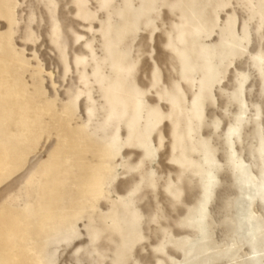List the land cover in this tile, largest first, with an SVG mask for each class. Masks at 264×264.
Instances as JSON below:
<instances>
[{"label": "rangeland", "instance_id": "374dc122", "mask_svg": "<svg viewBox=\"0 0 264 264\" xmlns=\"http://www.w3.org/2000/svg\"><path fill=\"white\" fill-rule=\"evenodd\" d=\"M58 1L51 0L50 2H53L54 5L57 3L56 6L52 5L51 7L52 3L49 5L50 2L48 3V0H43V3H40L42 2L41 0H13L17 6H15L14 21L11 22L8 20L5 9L0 3V264H45L49 259H55L58 264H68L69 261H75L76 257L73 256L75 249L69 251L67 245L61 243V241L68 236L67 231L70 235L77 230H80V234L84 237L86 245L90 243L89 236L92 235L93 237V235L96 236L97 234V239L95 236L93 237V239H96L95 244L89 251L99 252L100 255L103 254L102 256H94V260H102L103 257L109 256V264H111L112 261H118L122 258L124 249L131 245L132 241L135 239L136 236L129 240L130 234L134 232V227L136 231L140 227L139 218L155 214L157 200L163 209L161 219L158 224H149L146 221L143 224V231L146 235H150L152 240L157 243L165 239L167 240V257L161 255V259L175 258L177 260H183V250L177 246V242L183 239H191L195 235V229L184 222L188 216V211L193 207L200 196V184L198 179L200 176H198V172L195 173V168L198 165L197 163H202L203 150L200 146L197 147L196 145H199V142L205 139L208 145L214 149V157H212V160L213 165L218 170L215 172V181L217 184L215 183L212 190L214 195L206 204L205 211V220L209 223L207 224L209 228V240L212 244L215 243L213 246L217 243V247L230 243L231 241H227L229 238L224 235V227L222 226V221L225 220V214H231L235 209L232 208V210H227L228 207L224 204L227 201L233 200L235 197L234 194H236L235 188L231 185V168L227 167L228 148L226 146L227 141L225 137L228 131V118L225 117L223 113V108L229 105V99L227 97H221V86L219 83L216 84L215 93L217 97H221L218 101L220 104L219 108L214 107L211 100H208L207 103L201 106L200 110H193L192 98L194 94L200 92V82L203 81L202 79L205 80V76H203V78L200 73L201 68H204L203 66L210 62L212 66L215 67L216 74H218L220 70L231 71V79H226L223 85L225 91H235L236 88L239 87L236 83L237 72L245 73L250 76V79L244 83L246 93H242L241 100H246L248 112L251 116L250 120H245L243 124L241 138L244 142V148L241 149V142L238 139L236 142V149L237 151H243L244 155H246L248 159H251L248 153L249 145L247 144H251L250 142L254 144V142H256L251 133L254 130H259L260 127L259 120H257L256 117L259 114V105L261 104L262 92H264V79L260 76L258 64L252 59L253 56H257L261 52L262 37L260 33L262 30L261 27H264V9L262 11L261 6L264 8V1L259 0V3L257 0V2L261 4L260 6L258 4L259 8L256 6V0H184L183 3V0ZM185 1H188L186 2L187 4ZM201 1L202 3H200ZM44 2H46L47 5ZM144 2L148 5H143ZM245 2H247V4H245ZM31 3H33V6ZM202 4L204 6H202ZM48 5L50 7L49 13L47 12L48 9L46 10ZM102 5H111V7L102 8ZM192 5L194 8H192ZM144 6L146 8H144ZM199 6H202L201 9ZM142 8L144 10H142ZM212 8L214 9L213 11ZM215 9L216 11H220L214 12ZM196 10L202 11V13L197 12L198 14L196 15ZM256 10V14L253 15L252 12ZM210 12L212 16L213 13H215V15L218 16H216L217 19L215 16L212 17ZM46 13L51 15L49 16ZM110 15L112 17L111 26L108 24ZM48 16L51 19L48 18ZM140 16H142L141 19ZM251 16L254 20L251 19ZM188 17L189 20L186 19ZM39 18L43 20L40 22ZM54 18H57L58 21ZM196 18L199 20H196ZM203 19L204 21H202ZM212 19L213 21L211 22ZM228 19L230 21H228ZM184 20L185 23L182 22ZM186 20H188V23L190 22L189 25ZM60 25H62L61 28ZM118 27L120 28L118 29ZM193 27H195L196 30ZM246 28L249 39H244L243 45L245 48L251 49V54L246 58L237 56L235 67L229 70L227 64L231 62L233 55L239 53L238 50L241 46V39H238V37L242 38L244 34L246 35ZM156 29H159V31ZM191 29L194 30L192 31ZM198 29L201 34L196 36V38L195 34L197 35ZM178 30H180L179 33ZM127 31L128 33L130 32L129 35H127ZM230 31L233 33V38H235L233 41H231L232 37L230 36ZM189 35L190 37L188 38ZM76 36H82L84 39L78 42ZM170 36L172 37L171 46H169ZM180 38L181 40H179ZM192 39L195 42H191ZM109 47H111L112 50L111 55H109L108 52ZM145 48L147 49V53L142 52ZM200 49H202L201 52ZM203 50L206 51L205 54ZM223 51H229V54L224 57ZM236 51L238 52L236 53ZM148 53H154V55ZM201 53L203 54L201 55ZM19 56L20 58H18ZM106 58L108 61L107 63L105 62ZM220 58H222V61ZM21 59H24V64L21 62ZM19 60H21V63H19ZM121 60L125 61V67L131 66L133 63L135 65L130 82L127 81L126 73H120L113 68V62L119 66ZM185 61L191 65V67H195V72L188 71L185 73L184 68L189 66ZM182 62H185L184 66H187H183V68ZM181 68H183V70ZM157 69L158 73L156 79L158 83H156L154 88V72H156ZM99 75L102 76L101 79ZM124 75H126V77ZM121 76H124V79ZM85 83L89 84L88 87ZM177 84L180 85V91L176 88ZM137 89L140 90V93L146 92L148 94L141 98V96L137 94ZM85 90L87 92H84ZM119 90L123 92L120 93ZM128 94L132 97L135 96L131 99L132 102H130V98L132 97L127 96ZM119 95L124 97H120ZM136 95L140 96V99ZM175 96L179 99L177 100ZM172 97H174L173 100H171ZM185 97L187 98V103L184 102ZM103 98L104 102L102 101ZM119 100L121 101L119 102ZM73 101L77 103L75 104ZM172 101H176V104H173ZM106 102H109V105ZM115 103V109H117L118 112L112 115L110 110ZM133 103L136 105H132ZM73 104L76 106V109H73ZM127 104L131 108L128 107ZM106 105L108 108H106ZM177 105L178 107H176ZM66 106L69 109H66ZM132 106L137 107V111ZM71 107L74 111L70 110ZM120 107L121 109H118ZM129 109H132V111H129ZM190 109L192 110L190 111ZM133 111L137 113H133ZM192 111L194 112L192 113ZM200 111L201 113L198 114ZM130 112L131 116H133L132 118L129 116ZM177 112L179 113L178 115L176 114ZM109 113L110 116H108ZM181 114L183 116H181ZM240 114V103H236L232 115L233 123H235L236 116ZM119 115L127 116L126 119L130 118L126 121L124 116L119 117ZM138 115H140V117H138ZM180 116L183 117V119ZM184 116L186 118H184ZM118 117L122 120H118ZM154 117L156 118L154 119ZM174 118L178 119L176 120ZM180 118L183 121H181ZM191 118H193V120ZM218 119L221 122L223 131L217 135L216 128L213 125ZM171 120H173L174 123ZM184 120L187 121L185 122ZM253 120H257L256 122L258 124ZM104 121H108V124L103 126ZM120 121L121 123H119ZM145 121H148V125L150 124L148 127L150 129H147L146 126L148 125H146ZM154 121L156 122L154 123ZM178 121L180 122L177 123ZM143 122L145 127L143 126ZM134 123H136L135 126L133 125ZM109 124L110 126H108ZM116 124L118 125L117 130H115ZM176 125V130L181 128V132L184 131V133H189V138L187 137V140H183L185 143L183 141L174 142L175 139L173 138L177 136V131L172 129H174ZM190 125L192 127H190ZM126 126L130 130H128ZM140 126H142V128H140ZM184 126L187 128H184ZM133 128H139L140 131L138 132V129L133 130ZM188 128L190 130H188ZM105 129H107V131H105L106 133L104 132ZM70 132H72L74 136ZM84 133H87L88 136H86L87 134L84 135ZM110 133L114 134L115 137H111ZM115 133H117V135ZM143 133L149 135L148 137L146 136V142L142 140L143 138L145 139ZM76 134H78V136H76ZM105 134H107V136H105ZM131 134L134 136H130ZM138 134L139 136L137 138L135 135ZM174 134L176 136H174ZM250 135H252V137ZM92 137L96 138V142ZM109 137L111 141L109 139H104ZM100 139H102L103 142ZM88 140L92 143V145L90 143L91 150H89ZM117 140L119 142L118 144ZM106 141H110V144L108 145ZM132 141L135 142L136 146L132 145L134 143H130ZM138 141L144 142L140 144ZM100 142H102V146H99L101 145ZM192 142H194V144L196 143V145ZM114 143L117 144V147ZM177 143L183 145L177 148ZM96 146L100 149H96ZM105 146L106 148L107 146L109 148L115 146L116 148L114 147V149L111 150L109 148L106 149ZM102 147L104 149H102ZM185 148L190 149L186 150ZM105 149H109L108 151L112 153L114 152L113 154H115V156L112 153L108 156L103 155L106 153ZM92 150L93 152H91ZM118 150L120 151L119 154ZM87 151L89 155L86 154ZM182 152H184L185 155L187 154V156H189L188 158L191 159L189 163L186 162L185 164L191 163V166H185L184 163H178L176 161L175 157L180 156ZM92 158L97 160H92ZM142 158L146 160V167L143 174L149 182H154L156 186L153 187L152 184L149 183L143 195L133 203L132 201L125 200L124 197H126L127 192L131 190L133 184L139 181L140 174L136 173V181H133L132 176L128 172V168L129 165L134 166L139 164ZM92 161L94 162L92 163ZM97 161L98 163L100 162L99 165L103 162L109 164L105 165V163H103L108 167L104 176L103 194L97 199L99 201L96 200V203H92L88 201L87 197L82 193V183H80V180L83 181L84 174L98 165ZM95 163L96 165H93ZM182 165L187 167L185 168L186 170L184 169L182 171L184 168L181 167ZM221 165L225 166L221 167ZM54 169L55 171H53ZM117 173L119 174L118 178ZM182 173L184 179L181 181L180 177ZM78 175L83 177L80 178ZM189 177L191 180L188 179ZM78 182L79 184H77ZM74 183H76L77 186L79 185L78 187L80 189H78ZM169 184L176 186L174 194L178 196V199H173V196H170L166 191ZM189 184L190 186H188ZM179 190H183L184 192L182 191L178 194ZM78 195H82L79 196L82 197V200ZM83 198L86 199L83 200ZM68 201L71 203H68ZM91 203L93 207L90 206ZM242 204L245 206L246 214L250 215V209H254L252 213L254 217L258 216L260 211L264 213L263 204L261 202L252 204L251 201L246 200ZM58 206H60V209ZM48 207L50 212L47 210ZM51 208L56 211L53 213L54 216H52L53 214L51 211L53 210ZM87 208H90L88 209L89 216L86 214ZM225 208L227 209L225 210ZM67 209H73L71 210L73 213L70 215L71 211ZM79 209L82 211L80 212ZM42 210L44 213H47L44 215V213L40 212ZM74 210H78L77 213L76 211L74 212ZM84 210H86V212ZM60 211L62 213L63 211L65 213L66 211L67 213L69 212V214L63 213L66 215L65 220V216H61L62 213H57ZM48 212L51 215L48 216ZM38 213L42 215H38ZM55 213L57 214L55 215ZM43 215L46 218H43ZM39 216L40 218H38ZM49 217L51 219H48ZM70 217L74 219H70ZM130 218L131 221L129 220ZM60 219H63V221ZM42 220H44L43 225ZM56 220L59 222L57 223ZM127 220H129V222ZM67 222L69 223L67 224ZM64 224L66 225L64 226ZM53 227L56 229H53ZM66 227H68L69 230ZM41 228L44 230H41ZM62 229L67 234L65 232L61 233ZM59 230L61 232L58 233ZM44 231L48 233L46 234ZM90 231L96 232V234L93 232L92 234ZM48 234L49 238H47ZM55 234L56 236L53 238L54 236L52 237L51 235ZM157 237H159V240H157ZM41 238L43 239L41 240ZM57 238H59L58 243H54L57 242ZM76 246L80 247V244L77 243ZM245 247L244 245L241 248L242 250H240L243 254L248 252ZM118 256H120L119 259ZM142 258H149L143 250L137 252L135 257L129 253V264H137V261ZM168 264H170V262H168ZM221 264L227 263L222 261Z\"/></svg>", "mask_w": 264, "mask_h": 264}, {"label": "snow or ice", "instance_id": "6c2138e0", "mask_svg": "<svg viewBox=\"0 0 264 264\" xmlns=\"http://www.w3.org/2000/svg\"><path fill=\"white\" fill-rule=\"evenodd\" d=\"M102 8H110L111 5H102ZM108 24L111 26L112 24V17L109 16ZM159 31V29H156ZM201 32L198 29L197 35H200ZM261 52L257 56H253L252 59L254 62L258 64L260 76L262 79H264V27H262L261 30ZM84 37L82 36H76V40L79 42L80 40H83ZM238 39H241V46L239 48V53L235 54L231 58V62L227 64V68L231 70L233 67H235V60L237 59V56L241 58H246L248 55L251 54V49H247L243 47V40L249 39L247 36V28H246V35L244 38L238 37ZM169 46H171L172 37H169ZM109 55L112 54L111 47L108 49ZM143 53H147V49L142 50ZM151 55H154V53H148ZM126 55V54H125ZM106 63L107 58H106ZM79 63V60H78ZM124 60L120 61V65L117 66L115 62H113V68L116 71L123 72L127 74V81L130 82L131 76L134 71V63L131 66L124 67ZM67 71V69H66ZM188 71L195 72L194 67H186L185 73ZM158 73V69L156 72H154V87L156 86V83H158L156 76ZM226 79H231V71H224L220 70L218 74H213L210 82L209 81H201V88L200 92L197 94H194L192 98V105L194 109L199 110L201 106L205 103H207L208 100H211L214 107L219 108L220 104L218 101L221 97H227L229 99V105L223 108L224 116L228 118V131L226 134V141L228 144V152L230 153L229 161H228V167H230L235 174L238 176H241L244 178V181L241 184L242 190L244 186L246 185L248 190V197L247 199L249 201L253 202H264V92H262V98H261V104L259 105V114L257 115L256 119L259 120L260 127H259V135H260V145H259V160H257V156L255 154V151L253 152L251 159H248L246 155H244L243 151H237L236 149V142L239 139L241 142V149L244 148V142L242 140V131H243V124L245 120H250L251 114L248 112V104L246 100H241L242 93H246V89L244 87V83L250 79V76L245 73L237 72L236 73V83L239 85L238 88H236L235 91H225L223 85L225 84ZM220 84V93L221 97H217L215 95L216 93V84ZM176 88L178 91H180V85L177 84ZM138 94L141 96H146L148 93H140V90L137 89ZM185 103H187V98L185 97ZM236 103H240L241 108V114L236 116L235 123L232 122V115L234 111V105ZM201 119H203L201 117ZM216 128V134H220L223 131V128L221 127L220 120H216L214 125ZM246 151V150H245ZM225 165H221V167H224ZM146 167V160L144 158L141 159L139 164H136L134 166L129 165L128 172L132 176V180L136 181V173L140 174V179L138 182H135L131 188L127 192L126 197H124L127 201H132L135 203L139 199L141 195H143L146 186L149 185V183L152 184L153 187L156 185L154 182H149L148 179L144 176V171ZM258 172V175L256 174ZM119 174L117 173V178ZM184 179L183 173L181 174L180 180L182 181ZM216 181L213 176V173L210 171L208 172V181L205 184V196L207 197V194L210 192L212 187L215 185ZM175 185L169 184L168 189L166 190L170 196H173V199H178V196L174 194L175 191ZM175 206V205H173ZM205 206V202H202L201 208ZM163 209L160 206L159 201H156V208H155V214L150 215L148 217H140L139 218V224L140 227L137 230V234L135 239L132 241L131 245L127 246L122 254V258L118 261H112L111 264H129V253L132 254L133 257L136 256V253L140 250H143L144 253H146L149 258L148 259H140L137 261V264H221L220 261H204L202 260V256L204 255L203 252H201L200 255H197L195 248L193 251H187L185 250V258L183 260H177L175 258H167V259H161V255L167 257V240L160 241L157 243L156 241L152 240L150 235H146L143 231V224L147 221L149 224H158V222L161 219V213ZM254 212V209H250V217L248 220L249 225H251L252 220L255 219V217L252 215ZM261 220V229H260V242L261 247L264 249V213L260 216ZM240 231L244 230L243 223H241ZM201 235H204V229L201 228ZM247 235L251 238L252 242V255L255 256L256 254V235L249 231ZM157 240H159V237H157ZM89 244H85L84 237L80 234V230H77L75 233H72L68 235L66 238H64L61 243L67 245L68 250L71 251L72 249H75L73 252V256L76 257L75 261H69L68 264H109L110 257L106 256L103 257L102 260H94V256H99L100 253L96 251H89V249L93 248L95 244V239L89 236ZM77 243L80 244V247H77ZM199 243L206 245V241H199ZM236 248V244L233 243L231 245V250ZM242 250V249H241ZM261 255L264 256V252H261ZM244 259L247 261H251L252 257L246 256ZM45 264H58V262L55 259H49L45 262ZM230 264H243V260L239 259H233ZM260 264H264V259L260 261Z\"/></svg>", "mask_w": 264, "mask_h": 264}, {"label": "bare ground", "instance_id": "6f19581e", "mask_svg": "<svg viewBox=\"0 0 264 264\" xmlns=\"http://www.w3.org/2000/svg\"><path fill=\"white\" fill-rule=\"evenodd\" d=\"M36 1V0H35ZM39 1V0H38ZM42 2H40V3H43V0H41ZM47 1V0H46ZM51 0H48V3L50 2ZM55 1V0H54ZM58 1V0H57ZM99 1V0H98ZM125 1V0H124ZM200 1V0H199ZM208 1V0H207ZM211 1H215V0H211ZM217 1V0H216ZM226 1V0H225ZM231 1V0H230ZM241 1V0H240ZM240 1H238V2H240ZM245 1V0H244ZM249 1V0H248ZM264 1V0H263ZM100 2V1H99ZM127 2V1H126ZM184 2V0L182 1V3ZM186 2H188V1H185V3ZM219 2V1H218ZM243 2V1H242ZM256 2H257V0H256ZM255 2V3H256ZM258 2L260 3V1L258 0ZM257 2V5L256 6H258V3ZM0 3H1V5L4 7V9H5V13H6V15H7V18H8V20L11 22V21H14V12H15V6H17L14 2H13V0H0ZM30 3V2H29ZM46 5H47V3L46 2H44ZM52 3V4H51ZM58 3H59V1H58ZM136 3V2H135ZM194 3V2H193ZM200 3H202V1L200 2ZM211 3V2H210ZM225 3V2H224ZM227 3V2H226ZM263 3V2H262ZM32 4V6H33V3H31ZM51 4V7H52V5H54V3L53 2H50L49 3V5ZM57 4V3H56ZM56 4L54 5V6H56ZM144 4H146L145 2L143 3V5ZM187 4V3H186ZM206 4V3H205ZM240 4V3H239ZM245 4H247V2H245ZM252 4H253V2H252ZM264 4V3H263ZM38 5H39V2H38ZM49 5H48V8H46V10H47V12L49 13V9H50V7H49ZM146 5H148V4H146ZM182 5V4H181ZM189 5V4H188ZM223 5V4H222ZM227 5V4H226ZM261 4H259V6H260ZM31 6V7H32ZM125 6V5H124ZM130 6V5H129ZM152 6V5H151ZM179 6H180V4H179ZM190 6V5H189ZM193 6V5H192ZM198 6V5H197ZM202 6H204L203 4H202ZM202 6H199V8L201 9V7ZM211 6H213V5H211ZM215 6H216V4H215ZM223 6H225V5H223ZM249 6H251V5H249ZM259 6H258V8H259ZM88 7V6H87ZM132 7V6H131ZM182 7H183V5H182ZM246 7V6H245ZM247 7H248V5H247ZM262 8V11H263V6H261ZM144 8H146L145 6H144ZM148 8V7H147ZM153 8V7H152ZM181 8V7H180ZM192 8H194V6L192 7ZM196 8V7H195ZM214 8V7H213ZM212 8V11L214 10ZM216 8V7H215ZM221 8V7H220ZM54 9H55V7H54ZM45 10V11H46ZM56 10V9H55ZM127 10V9H126ZM136 10V9H135ZM134 10V11H135ZM142 10H144L143 8H142ZM149 10V9H148ZM182 10V9H181ZM202 10H203V8H202ZM247 10V9H246ZM258 10V9H257ZM257 10L256 11H253L252 12V14L253 15H255L256 14V12H257ZM204 11V10H203ZM218 11V10H217ZM216 11V9H215V11L214 12H217ZM220 11V10H219ZM218 11V12H219ZM261 11V10H260ZM261 11V12H262ZM32 12V11H31ZM195 12V11H194ZM197 12H200V13H202V11H197L196 10V15L198 14ZM264 12V11H263ZM48 13H46V14H48ZM136 13H138V12H136ZM136 13H134V14H136ZM144 13V12H143ZM193 13V12H192ZM211 13V12H210ZM34 14V13H33ZM32 14V15H33ZM36 14V13H35ZM88 14V13H87ZM206 14V13H205ZM258 14V13H257ZM49 15V14H48ZM51 15V14H50ZM49 15V16H50ZM137 15V14H136ZM188 15V14H187ZM186 15V16H187ZM203 15V14H202ZM206 15H208V14H206ZM211 16H212V13L210 14ZM209 15V16H210ZM259 15V14H258ZM29 16V15H28ZM48 16V18H50ZM56 16V15H55ZM55 16H53V17H55ZM200 16V15H199ZM198 16V17H199ZM215 16V18H216V16L217 15H215V13H213V16L212 17H214ZM260 16V15H259ZM258 16V17H259ZM141 17L142 16H140V19H141ZM194 17V16H193ZM218 17V16H217ZM32 18V17H31ZM33 18H34V15H33ZM42 18V17H41ZM41 18H39L40 19V22L43 20V19H41ZM139 18V17H138ZM204 18V17H203ZM211 18V17H210ZM257 18V17H256ZM260 18V17H259ZM262 18H263V14H262ZM36 19V18H35ZM34 19V20H35ZM51 19V18H50ZM54 19H57V18H54ZM54 19H52L53 21H55ZM122 19H123V17H122ZM186 19H188L189 20V17L188 18H186ZM198 18H196V20H197ZM199 19H200V17H199ZM198 19V20H199ZM217 19V18H216ZM251 19H253L254 20V18H252V16H251ZM250 19V20H251ZM34 20H33V22H34ZM188 20H186L187 21V23H188ZM195 20V19H194ZM201 20V19H200ZM32 21V20H31ZM37 21V20H36ZM57 21H58V19H57ZM202 21H204V19L202 20ZM213 21V19L211 20V22ZM214 21H215V19H214ZM228 21H230L229 19H228ZM183 23H185V20L184 21H182ZM191 22H192V19H191ZM198 22V21H197ZM196 22V23H197ZM255 22H256V20H255ZM57 23V22H56ZM58 23H60V22H58ZM190 23V22H189ZM189 23H188V25H189ZM204 23V22H203ZM203 23H202V26H203ZM207 23V22H206ZM231 23V22H230ZM250 23V22H249ZM260 23V22H259ZM259 23H258V25H259ZM53 25H54V23H53ZM121 25H122V23H121ZM121 25H119V26H121ZM125 25H126V23H125ZM193 25H194V23H193ZM204 25H205V23H204ZM61 26L62 25H60V28H61ZM185 26V25H184ZM229 26V25H228ZM232 26V25H231ZM230 26V27H231ZM15 27V26H14ZM189 27V26H188ZM198 27H199V25H198ZM204 27V26H203ZM263 27V26H262ZM262 27H261V29H262ZM120 27H118V29H119ZM190 28V27H189ZM193 28H195V27H193ZM259 28V27H258ZM122 29V28H121ZM202 29V28H201ZM15 30V29H14ZM185 30V29H184ZM192 31L194 30V29H191ZM195 30H196V28H195ZM232 30V29H231ZM259 30H260V28H259ZM179 31L180 30H178V33H179ZM189 31V30H188ZM15 32V31H14ZM133 32V31H132ZM246 32V31H245ZM59 33V32H58ZM127 33H128V31H127ZM130 33V32H129ZM129 33L127 34V35H129ZM193 33V32H192ZM188 34V33H187ZM195 34V33H194ZM233 33H231V31H230V36L232 37V39H231V41H233V40H235V38H233V35H232ZM2 35V34H1ZM116 35H118V34H116ZM126 35V34H125ZM179 35V34H178ZM190 35H192V34H190ZM190 35L188 36V38L190 37ZM181 36H182V33H181ZM186 36V35H185ZM196 36H198V35H196L195 34V37ZM10 37V36H9ZM8 37V38H9ZM125 37V36H124ZM183 37V36H182ZM194 37V36H193ZM245 37V34H244V36L242 37V38H244ZM120 38V37H119ZM122 38H123V36H122ZM121 38V39H122ZM185 38V37H184ZM191 38H192V36H191ZM197 38V37H196ZM6 39V38H5ZM53 39V38H52ZM61 39V38H60ZM125 39V38H124ZM123 39V40H124ZM186 39V38H185ZM179 40H181V38L179 39ZM189 40V39H188ZM195 40V39H194ZM68 41V40H67ZM185 41H187V40H185ZM247 41V40H246ZM184 42V41H183ZM190 42V41H189ZM188 42V43H189ZM191 42H195V41H193V39H192V41ZM238 42V41H237ZM230 43V42H229ZM241 43V42H240ZM9 44V43H8ZM112 44V43H111ZM11 45V44H10ZM179 45V44H178ZM180 45L182 46V44L180 43ZM180 45H179V47H180ZM241 45V44H240ZM13 46V45H12ZM223 46H225V45H223ZM200 47V46H199ZM243 47H244V45H243ZM178 48V47H177ZM176 48V49H177ZM181 48V47H180ZM179 48V49H180ZM198 48V47H197ZM202 48V47H201ZM234 48V47H233ZM240 48V47H239ZM11 49V48H10ZM14 49V48H13ZM203 49H205V48H203ZM223 49V48H222ZM226 49V48H225ZM166 50V49H165ZM181 50V49H180ZM184 50V49H183ZM198 50H199V48H198ZM201 50L202 49H200V52H201ZM177 51H179V50H177ZM204 51V50H203ZM202 51V52H203ZM239 51V50H238ZM238 51H236V53L238 52ZM174 52H176V51H174ZM205 52L206 51H204V54H205ZM180 53V52H179ZM178 53V54H179ZM184 53V52H183ZM187 53V52H186ZM197 53V52H196ZM207 53H209V52H207ZM223 54H224V57H226L228 54H229V51L227 52H225V51H223L222 52ZM15 54H17V53H15ZM15 54H13V55H15ZM185 54V53H184ZM199 54V53H198ZM197 54V55H198ZM203 53H201V55H202ZM180 55V54H179ZM185 55H187V54H185ZM17 56V55H16ZM207 56H208V54H207ZM12 57V56H11ZM186 57H188V56H186ZM195 57H197V56H195ZM203 57V56H202ZM18 58H20V56L18 57ZM23 58V57H22ZM184 58V57H183ZM182 58V59H183ZM200 58V57H199ZM25 59V58H24ZM24 59L21 61V60H19V63H23L24 62ZM204 59H205V57H204ZM184 60V59H183ZM186 60H187V58H186ZM220 60L222 61V58H220ZM14 61H15V59H14ZM17 61H18V59H17ZM21 61V62H20ZM180 61H182V60H180ZM27 62V61H26ZM186 62V61H185ZM184 62V63H185ZM187 62H188V60H187ZM186 62V63H187ZM17 63V62H16ZM184 63L182 62V67L184 66ZM202 63H203V61H202ZM227 63V62H226ZM24 64V63H23ZM22 64V65H23ZM72 64V63H71ZM29 65V64H28ZM27 65V66H28ZM84 65V64H83ZM187 65H189L188 63H187ZM187 65H185L184 67H186ZM20 66H21V64H20ZM26 66V65H25ZM190 67H191V65H189ZM188 66V67H189ZM200 66V65H199ZM23 67V66H22ZM125 67V66H124ZM181 67V66H180ZM183 67V68H184ZM194 67V66H193ZM202 67V66H201ZM204 68H201V75H202V77L203 76H205V80L204 79H202L203 81H209L210 82V80H211V78H212V76H213V74L215 73L216 74V70H215V67L214 66H212V64H211V62L210 63H208L207 65H204L203 66ZM257 67V66H256ZM25 68V67H24ZM78 68V67H77ZM183 68H181L182 70H183ZM195 68V67H194ZM259 68V67H258ZM185 69V68H184ZM113 70V69H112ZM114 71V70H113ZM198 71V70H197ZM115 72V71H114ZM114 72H113V74H114ZM203 72V73H202ZM71 73V72H70ZM81 73V72H80ZM116 73V72H115ZM121 73V72H120ZM184 73V72H183ZM192 73V72H191ZM112 74V75H113ZM204 74V75H203ZM111 75V76H112ZM77 76H79V75H77ZM115 76V75H114ZM125 77H126V75H124ZM124 76H121L122 78L124 77ZM99 77H100V79H101V77L102 76H100L99 75ZM98 77V78H99ZM107 77V76H106ZM181 77H182V75H181ZM207 77V78H206ZM104 78V77H103ZM127 78V77H126ZM184 78V77H183ZM204 78V77H203ZM118 79H120V78H118ZM124 79V78H123ZM187 79V78H186ZM96 80H99V79H96ZM104 80V79H103ZM103 80H102V83H103ZM200 80H201V76H200ZM99 81H101V80H99ZM105 81H106V79H105ZM104 81V82H105ZM116 81V80H115ZM121 81H123V80H121ZM120 81V82H121ZM188 81V80H187ZM190 81V80H189ZM230 81V80H229ZM109 82V81H108ZM112 82V81H111ZM97 83H99V82H97ZM116 83H118V82H116ZM189 83V82H188ZM201 83V82H200ZM84 84V83H83ZM86 84V83H85ZM100 84V83H99ZM104 84V83H103ZM122 84V83H121ZM87 85V87H88V85L89 84H86ZM85 85V86H86ZM93 85V84H92ZM106 85V84H105ZM108 85V84H107ZM122 86V85H121ZM144 86V85H143ZM104 87V86H103ZM126 87V86H125ZM124 87V88H125ZM189 87V86H188ZM84 88H86V87H84ZM91 88V87H90ZM99 88V87H98ZM108 88V87H107ZM155 88V87H154ZM109 89H110V87H109ZM111 89H113V88H111ZM126 89V88H125ZM40 90V89H39ZM87 90V89H86ZM84 91V92H87V91ZM102 90V89H101ZM108 90V89H107ZM121 90V89H120ZM119 90V91H120ZM110 91V90H109ZM116 91V90H115ZM83 92V93H84ZM100 92H102V91H100ZM105 92V91H104ZM103 92V93H104ZM121 92H123V91H120V93ZM126 92V91H125ZM68 93H70V92H68ZM102 94V93H101ZM130 94V93H129ZM127 95V96H129V97H132V96H130V95H133V94H130V95ZM138 94V93H137ZM173 94V93H172ZM197 94V93H196ZM86 95H87V93H86ZM113 95V94H112ZM173 95H176V94H173ZM102 96V95H101ZM107 96H109V95H107ZM120 96V95H119ZM126 96V95H125ZM137 96V95H136ZM178 96V95H177ZM177 96H175V98L177 97ZM106 97V96H105ZM120 97H124V96H120ZM129 97H126V98H129ZM135 97V96H134ZM134 97H132V98H130V100L131 99H133ZM138 98L140 97V96H137ZM179 97V96H178ZM91 98V97H90ZM111 98V97H110ZM173 98L174 97H172V99L171 100H173ZM88 99V98H87ZM106 99H108V98H106ZM137 99V98H136ZM136 99H134V100H136ZM140 99V98H139ZM138 99V100H139ZM169 99V100H170ZM177 99V98H176ZM179 99V98H178ZM177 99V100H178ZM129 100V99H128ZM103 102H104V98H103V100H102ZM106 101H108V100H106ZM121 100H119V102H120ZM137 101V100H136ZM149 101V100H148ZM181 101V100H180ZM74 102V101H73ZM110 102V101H109ZM109 102H106V103H108V105H109ZM113 102H114V100H113ZM116 102V101H115ZM118 102V103H119ZM129 102V101H128ZM130 102H132V100L130 101ZM133 102H135V101H133ZM171 102V101H170ZM173 102V101H172ZM176 102V101H175ZM175 102H173V104L175 103ZM72 103V102H71ZM70 103V104H71ZM75 103V102H74ZM77 103V102H76ZM75 103V104H76ZM126 103V102H125ZM137 103V102H136ZM141 103V102H140ZM181 103V102H180ZM210 103V102H209ZM105 104V103H104ZM128 104H130V103H128ZM128 104H127V106H128ZM135 103H133L132 105H134ZM176 104V103H175ZM115 105V106H114ZM113 106H112V108H111V110H110V113H112V115H113V113H117L118 111H117V109H115L116 108V103L114 104ZM136 105V104H135ZM134 105V106H135ZM179 105H181V104H179ZM69 106H71V105H69ZM75 105L73 104V109H76V106L74 107ZM121 106V105H120ZM124 106V105H123ZM134 106H132V107H134ZM138 106V105H137ZM143 106V105H142ZM167 106V105H166ZM173 106V105H172ZM184 106V105H183ZM203 106V105H202ZM63 107V106H62ZM65 107V106H64ZM67 107V106H66ZM110 107H111V105H110ZM117 107H119V106H117ZM128 107H130V106H128ZM140 107V106H139ZM138 107V108H139ZM176 107H178V105L176 106ZM182 107V106H181ZM89 108V107H88ZM91 108V107H90ZM106 108H108L107 107V105H106ZM126 108V107H125ZM124 108V109H125ZM131 108V107H130ZM135 108V110H136V108L137 107H134ZM142 108V107H141ZM171 108V107H170ZM66 109H69L68 107L66 108ZM92 109V108H91ZM118 109H121V107L120 108H118ZM128 109V108H127ZM63 110V109H62ZM70 110H72V107H71V109ZM94 110V109H93ZM101 110H103V109H101ZM105 110V109H104ZM106 110H108V109H106ZM132 111V109H129V111ZM141 110H143V109H141ZM153 110H154V108H153ZM177 110V109H176ZM182 110H183V108H182ZM192 109H190V111H191ZM193 110H196V109H193ZM200 110V109H199ZM202 110V109H201ZM15 111V110H14ZM20 111V110H19ZM59 111V110H58ZM72 111H74V110H72ZM125 111V110H124ZM128 111V112H129ZM137 111V110H136ZM185 111H186V109H185ZM196 111H198V110H196ZM69 112V111H68ZM107 112V111H106ZM149 112V111H148ZM152 112V111H151ZM173 112V111H172ZM172 112H171V114H172ZM176 112V111H175ZM180 112V111H179ZM194 111H192V113H193ZM19 113V112H18ZM110 113H109V115L108 116H110ZM133 113H137V112H134L133 111ZM140 113H141V111H140ZM188 113V112H187ZM191 113V114H192ZM199 113H201V111L200 112H198V114ZM68 114V113H67ZM120 114V113H119ZM126 114V113H125ZM124 114V115H125ZM130 115L129 116H131V112L129 113ZM139 114V113H138ZM177 115L179 114L178 112L176 113ZM186 114V113H185ZM118 115V114H117ZM123 115V116H124ZM128 115V114H127ZM153 115H154V113H153ZM116 116V115H115ZM122 115H119V117H123ZM128 116V117H129ZM135 116H137V115H135ZM148 116V115H147ZM150 116H151V113H150ZM159 116V115H158ZM174 116V115H173ZM173 116H172V118H173ZM181 116H183L182 114H181ZM180 116V117H181ZM188 116V115H187ZM20 117V116H19ZM28 117V116H27ZM105 117V116H104ZM117 117V116H116ZM118 117V120L120 119ZM125 117V116H124ZM127 117V116H126ZM126 117H125V120L127 121L128 119H126ZM133 116H131V118H132ZM138 117H140V115H138ZM149 117V116H148ZM157 117V116H156ZM156 117H154V119L156 118ZM160 117H161V115H160ZM25 118V117H24ZM106 118V117H105ZM136 118V117H135ZM135 118H133V119H135ZM150 118H153V117H150ZM179 118V117H178ZM178 118H174V119H178ZM182 119H183V117H181ZM180 118V120L181 121H183L182 119ZM184 118H186L185 116H184ZM29 119H31V118H29ZM112 119H113V117H112ZM116 119V118H115ZM115 119H114V121H115ZM141 119V118H140ZM173 119V120H174ZM188 119H190V118H188ZM192 120H193V118H191ZM223 119V118H222ZM66 120V119H65ZM105 120V119H104ZM109 120V119H108ZM120 120H122V119H120ZM136 120V119H135ZM160 120V119H159ZM173 120H171V121H173ZM112 121V120H111ZM125 121V122H126ZM130 121V120H129ZM132 121V120H131ZM137 121H138V119H137ZM137 121H136V123H137ZM152 121V120H151ZM156 121H158V120H156ZM156 121H154V123L156 122ZM175 121V120H174ZM174 121H173V123H174ZM185 121V120H184ZM187 121V120H186ZM185 121V122H186ZM202 121H203V119H202ZM253 121H255V120H253ZM252 121V122H253ZM257 121V120H256ZM255 121V122H256ZM102 122V121H101ZM100 122V123H101ZM108 121H104V123H103V126L104 125H106V124H108L107 123ZM146 122V125H148L147 123H148V121H145ZM180 121H178L177 123H179ZM190 122V121H189ZM193 122V121H192ZM192 122H191V125H192ZM110 123V122H109ZM119 123H121V121L119 122ZM127 123V122H126ZM131 123V122H130ZM130 123H129V125H130ZM136 123H134L133 125L135 126L136 125ZM183 123V122H182ZM182 123H180V124H182ZM193 123H195V122H193ZM257 123V122H256ZM29 124V123H28ZM97 124V123H96ZM118 124V123H117ZM116 124V129L115 130H117V128H118V125ZM123 124V123H122ZM132 124V123H131ZM140 124H142V123H140ZM176 124V123H175ZM174 124V125H175ZM185 124V123H184ZM197 124V123H196ZM195 124V125H196ZM202 124V123H201ZM254 124V123H253ZM258 124V123H257ZM98 125V124H97ZM96 125V126H97ZM102 125V124H101ZM129 125H127V126H129ZM150 125V124H149ZM149 125L148 126H146L147 127V129H150V128H148L149 127ZM172 125V124H171ZM186 125V124H185ZM190 125V127H192ZM194 125V124H193ZM205 125H206V123H205ZM108 126H110V124L108 125ZM122 126V125H121ZM126 126V127H127ZM143 126H144V122H143ZM198 126V125H197ZM93 127H94V125H93ZM99 127V126H98ZM111 127H112V125H111ZM138 127H139V123H138ZM145 127V126H144ZM150 127H152V126H150ZM155 127V126H154ZM177 127V125L176 126H174V129H172V130H176L175 128ZM179 127H181V126H179ZM183 127V126H182ZM255 127V126H254ZM97 128V127H96ZM108 128V127H107ZM120 128V127H119ZM128 128V127H127ZM140 128H142V126H140ZM153 128V127H152ZM184 128H187V127H185L184 126ZM197 128V127H196ZM199 128V127H198ZM201 128V127H200ZM252 128V127H251ZM250 128V129H251ZM85 129H86V127H85ZM102 129V128H101ZM101 129H100V131H101ZM109 129V128H108ZM113 129V128H112ZM135 128H133V130H134ZM138 129V130H137ZM178 129V128H177ZM256 129V128H255ZM87 130V129H86ZM114 130V131H115ZM128 130H130L129 128H128ZM135 130H137L138 132L140 131V129L139 128H136ZM153 130V129H152ZM181 128L180 129H178V130H176L177 132V136L174 134V136H176L175 138H173V139H175V141L174 142H180V141H183V140H185L187 137H188V135H189V133H184V131L183 132H181ZM184 130V129H183ZM188 130H190L189 128H188ZM69 131V130H68ZM75 131V130H74ZM84 131V130H83ZM105 131H107V129H105L104 130V132ZM142 131V130H141ZM194 131H196V130H194ZM91 132V131H90ZM95 132V131H94ZM94 132H92V133H94ZM110 132V131H109ZM116 132V131H115ZM144 132H146V131H144ZM249 132V131H248ZM252 132V131H251ZM70 133H72V132H70ZM69 133V134H70ZM75 133V132H74ZM99 133V132H98ZM97 133V134H98ZM106 133V132H105ZM133 133V132H132ZM149 133V132H148ZM87 133H84V135H86ZM96 134V135H97ZM116 135H117V133H115ZM136 134V133H135ZM140 134H142V133H140ZM144 135H145V133H143ZM250 134V133H249ZM251 134H253V138H255V141L256 142H254V144H252V142H250L251 144H247V145H249L248 146V148H249V155L250 156H252V154H253V152L255 151V154H256V156H257V160H259V145H260V136H259V130H254ZM72 135H73V133H72ZM83 135V136H84ZM90 135V134H89ZM99 135V134H98ZM112 135H114V134H111L110 133V136L111 137H115V135L114 136H112ZM70 136H71V134H70ZM74 136V135H73ZM76 136H78V134H76ZM86 136H88V134L86 135ZM93 136V135H92ZM102 136V135H101ZM105 136H107V134H105ZM105 136H103V137H105ZM130 136H134V135H130ZM137 138H138V136H139V134L138 135H135ZM149 136V135H145V139L143 138L142 140H146L147 139V137ZM193 136V135H192ZM251 137H252V135H250ZM89 137H91V136H89ZM88 137V138H89ZM99 137H100V135H99ZM99 137H98V139H99ZM117 137H119V136H117ZM142 137V136H141ZM81 138V137H80ZM87 138V139H88ZM92 138H94V141H95V137H92ZM120 138V137H119ZM118 138V139H119ZM189 138V137H188ZM191 138V137H190ZM97 139V140H98ZM105 140L106 139H109L110 141H111V139H110V137L109 138H104ZM132 139H134V138H132ZM210 139V138H209ZM252 139V138H251ZM36 140V139H35ZM79 140H81V139H79ZM84 140V139H83ZM90 140V139H89ZM89 140H88V142H89ZM101 141H102V139H100ZM114 140V139H113ZM116 140V139H115ZM135 140H137V139H135ZM187 140V139H186ZM188 140H190V139H188ZM199 140V139H198ZM206 140V139H205ZM205 140H201L200 142L199 141H197V142H199V145H196V143L194 144V142H192L194 145H196L197 147H201L202 148V150H203V152H202V155H203V159H202V163H197L198 165H197V167L195 168V173L196 172H198L199 173V175L198 176H200L198 179H199V184H200V196H199V198L196 200V202L194 203V205H193V207L188 211V216L186 217V221L184 222V223H186L187 225H189V226H192L194 229H195V235H194V237L193 238H191V239H188V240H186V239H183V240H180V241H178L177 242V246H179V248H181L182 250H183V259L185 258V250H187V251H193V249L195 248V250H196V253H197V255H200L201 254V252H203L204 253V255L202 256V260H204V261H224V262H226L227 264H230V262L233 260V259H239V260H243V264H260V261L262 260V259H264V257H262V255H260L261 254V252L262 251H264V249H262V247H261V242H260V229H261V220H260V216H261V211H260V213L258 214V216H256L255 217V219H253L252 220V223H251V225H249V223H248V220H249V217H250V215L249 214H246V212H245V206L242 204L243 202H245L246 200L247 201H249L248 199H247V197H248V190H247V187H246V185L244 186V188H243V190H242V187H241V184H242V182L244 181V178L243 177H241V176H238L237 174H235L234 173V171L231 169L230 170V176L232 177V180H231V185L235 188V193L236 194H234L235 195V197L233 198V200H231V201H227L224 205H226L227 207H228V209L227 208H225V210L227 209V210H232V208H235L233 211H232V213L231 214H225V220L224 221H222V226L224 227V235L227 237V238H229V239H227V241L229 240V242L230 243H227V244H224V245H221L220 247H217L218 245H217V243H216V247L215 246H213L214 244H212V242L209 240V228H208V225L207 224H209V223H207L206 222V220H205V217H206V215H205V211H206V204L208 203V201H209V199L214 195V193H213V187H212V189L210 190V192L207 194V197L205 196V184L207 183V181H208V172H212L213 173V176H214V178L216 177V175H215V172H217L218 170L216 169V167L213 165V160H212V157H214L213 156V152H214V149L211 147V146H209L208 145V142H206ZM226 140V139H225ZM91 141V140H90ZM108 141V140H107ZM106 141V143H108V145L110 144L109 142H107ZM119 141H120V139H119ZM144 141H138V143H140V144H143V142ZM193 141V140H192ZM88 142L86 141V143L88 144ZM96 142V141H95ZM103 142V141H102ZM102 142H100L101 143V145H99V146H102ZM121 142V141H120ZM146 142V141H145ZM184 142V141H183ZM182 142V143H183ZM186 142H188V141H186ZM64 143V142H63ZM90 143L91 142H89V150H91L90 149ZM119 142H118V140H117V144H118ZM123 143V142H122ZM131 144L132 143H134V144H132V145H135V142L134 141H132V142H130ZM130 143H128V144H130ZM148 143V142H147ZM146 143V144H147ZM185 143V142H184ZM67 144V143H66ZM82 144V143H81ZM87 144H85V145H87ZM96 144V143H95ZM115 144V143H114ZM117 144H115V146L117 145ZM130 144V145H131ZM187 144V143H186ZM185 144V145H186ZM191 144V143H190ZM75 145V144H74ZM73 145V146H74ZM79 145H80V143H79ZM85 145H84V147H85ZM91 145H92V143H91ZM97 145V144H96ZM104 145V144H103ZM121 145V144H120ZM124 145V144H123ZM181 144H178L177 143V145H176V147L177 148H179V146H180ZM183 145V144H182ZM181 145V146H182ZM184 145V146H185ZM188 145V144H187ZM187 145H186V147H187ZM88 146V145H87ZM114 146V147H115ZM119 146V145H118ZM122 146V145H121ZM120 146V147H121ZM136 146V145H135ZM138 146V145H137ZM195 146V147H196ZM227 146V148H228V144L226 145ZM79 147V146H78ZM114 147L112 146V148L110 147H108L107 146V148H109V149H114ZM117 147V146H116ZM115 147V148H116ZM119 147V148H120ZM123 147V146H122ZM189 147V146H188ZM191 147H192V145H191ZM194 147V148H195ZM196 147V148H197ZM76 148H77V146H76ZM91 148H93V147H91ZM97 148H99V147H97L96 146V149ZM105 148H106V146H105ZM106 148V149H107ZM215 148V147H214ZM74 149V148H73ZM88 149V148H87ZM100 149V148H99ZM102 149H104L103 147H102ZM105 149V150H106ZM108 149V150H109ZM186 149V148H185ZM184 149V150H185ZM190 148H188V149H186V150H189ZM198 149V148H197ZM247 149V148H246ZM84 150V149H83ZM108 150H106V153H102L100 150V152L103 154V155H105V156H108V155H110L112 152H110V151H108ZM191 150H192V148H191ZM196 150V149H195ZM199 150V149H198ZM220 150V149H219ZM104 151V150H103ZM115 151V150H114ZM119 151V150H118ZM117 151V152H118ZM193 151H194V149H193ZM197 151V150H196ZM248 151V150H247ZM84 152V151H83ZM91 152H93V150L91 151ZM200 152V151H199ZM81 153V152H80ZM87 153H89L88 151L86 152V154ZM114 153V152H113ZM112 153V154H113ZM120 153V151L118 152V154ZM222 153V152H221ZM85 154V155H86ZM92 154V153H91ZM168 154V153H167ZM87 155H89V154H87ZM101 155V154H100ZM114 156H115V154H113ZM112 155V156H113ZM78 156V155H77ZM111 156V157H112ZM113 156V157H114ZM95 157V156H94ZM189 156H187V154L185 155V153L184 152H182L181 153V155L180 156H176L175 157V159H176V161L178 162V163H186V162H190V158H188ZM227 157V156H226ZM229 157H230V153L228 152V157H227V159H228V161H229ZM89 158V157H88ZM97 158V157H96ZM101 158V157H100ZM150 158H152V157H150ZM98 159H99V157H98ZM105 159H106V157H105ZM250 159V158H249ZM66 160V159H65ZM86 160V159H85ZM88 160H90V159H88ZM92 160H95V158L93 159L92 158ZM97 160V159H96ZM95 160V161H96ZM100 160V159H99ZM110 160H111V158H110ZM79 161V160H78ZM101 161V160H100ZM88 162V161H87ZM94 161H92V163H93ZM218 162V161H217ZM222 162V161H221ZM81 163V162H80ZM84 163V162H83ZM97 163H98V161H97ZM100 163V162H99ZM99 163H98V165H96V163L95 164H93V165H96V167L93 169L92 167H93V165L91 164V168H92V170H90V168H89V170L90 171H86L87 173L86 174H84L85 176L83 177V176H79L80 178H84L83 179V181L82 180H80L81 182L80 183H82L81 184V186H82V189H81V191H82V193L85 195V197H87V200L88 201H90V202H95L100 196H102V194H103V182H104V176H105V173H106V170H107V168L108 167H106L105 165L107 164L106 162H103V163H105V165L102 163V164H100L99 165ZM215 163V162H214ZM219 163V162H218ZM109 164V163H108ZM107 164V165H108ZM191 164V163H190ZM190 164H187V165H189V166H191ZM186 164H185V166H187ZM47 166H48V164H47ZM184 165H182L181 167H184L183 169H182V171L185 169V168H187V167H185ZM51 167V166H50ZM75 167V166H74ZM76 167H77V165H76ZM195 167V166H194ZM194 167H193V169H194ZM228 167V166H227ZM60 168V167H59ZM80 168V167H79ZM56 169V168H55ZM55 169L53 170V171H55ZM62 169V168H61ZM64 169V168H63ZM127 169V168H126ZM125 169V170H126ZM189 169V168H188ZM192 169V170H193ZM219 169V168H218ZM230 169V168H229ZM75 170V169H74ZM83 170V169H82ZM81 170V171H82ZM177 170V169H176ZM186 170V169H185ZM217 170V171H216ZM79 171V170H78ZM194 171V170H193ZM77 172V171H76ZM83 172V171H82ZM84 173V172H83ZM190 173H191V170H190ZM257 175H258V172L256 173ZM80 175H81V173H80ZM78 177V178H79ZM115 177H116V174H115ZM187 177V176H186ZM220 177V176H219ZM106 178V177H105ZM158 178V177H157ZM114 179V178H113ZM189 180H191L190 179V177L188 178ZM197 179V180H198ZM76 180H78V179H76ZM61 181V180H60ZM186 181H187V179H186ZM112 182V181H111ZM65 183V182H64ZM187 183V182H186ZM190 183V182H189ZM74 184H76V183H74ZM73 184V185H74ZM77 184H79V182L77 183ZM77 184H76V186H77ZM217 184V183H216ZM56 185V184H55ZM72 185V186H73ZM105 185V184H104ZM71 186V187H72ZM79 186V185H78ZM77 186V187H78ZM188 186H190V184L188 185ZM197 186H199V185H197ZM56 187V186H55ZM75 187V186H74ZM181 187V186H180ZM216 187V186H215ZM63 188V187H62ZM73 188V187H72ZM193 188V187H192ZM192 188H190V189H192ZM74 189V188H73ZM78 189H80L79 187H78ZM58 190V189H57ZM75 190V189H74ZM76 191H78V190H76ZM183 190H179V192H178V194H180V192H182ZM192 191V190H191ZM184 192V191H183ZM72 194V193H71ZM198 194V193H197ZM216 194V193H215ZM79 196H82V195H78V197ZM230 196V195H229ZM84 197V196H83ZM231 197V196H230ZM81 200H82V197H79ZM78 198V199H79ZM220 198H222V197H220ZM86 198H83V200H85ZM97 201H99V200H97ZM96 201V202H97ZM223 201V200H222ZM70 201H68V203H69ZM86 202V201H85ZM95 202V203H96ZM202 202H205V206L203 207V209L201 208V204H202ZM71 203V202H70ZM76 203V202H75ZM81 203H83V202H81ZM89 203V202H88ZM92 203H91V207H93L92 206ZM210 203V202H209ZM251 203L252 204H254L255 202H253V201H251ZM258 203V202H257ZM263 205V208H264V202H261ZM222 204H223V202H222ZM212 205V204H211ZM221 205V204H220ZM223 205V206H224ZM56 206H57V204H56ZM222 206V205H221ZM52 207V206H51ZM59 207V209H60V206H58ZM61 207H63V206H61ZM77 207H78V205H77ZM77 207H76V209H77ZM55 208V207H54ZM65 208V207H64ZM81 208V207H80ZM85 208H86V206H85ZM84 208V209H85ZM43 209H45V208H43ZM47 209V208H46ZM52 209V208H51ZM66 209V208H65ZM64 209V210H65ZM88 209H90V208H87V212H86V210H84L85 212H86V214L89 216V214H88ZM223 209V208H222ZM48 211H49V207H48V209H47ZM53 211H51V213L53 214L54 212H56V211H54V209H52ZM67 210H69V209H67ZM71 210H73V209H70L69 211H71ZM211 210V209H210ZM263 210V209H262ZM57 211H58V208H57ZM76 210H74V212H75ZM78 211V210H77ZM77 211H76V213H77ZM79 211H80V209H79ZM82 211V210H81ZM80 211V212H81ZM92 211H94V210H92ZM40 212H42V213H44L43 212V210L42 211H40ZM50 212V211H49ZM49 212H48V216L49 215H51V214H49ZM85 212H84V214H85ZM90 213H92L91 211H89ZM217 212V211H216ZM47 213V212H46ZM46 213H44V215L46 214ZM57 213H62L61 211L60 212H57ZM57 213H55V215L57 214ZM63 213H65L64 211H63ZM61 214V216L62 215H64V214ZM71 213H73L72 211L70 212V215H71ZM76 213H74V214H76ZM65 214H69V212L67 213V211H66V213ZM78 214L80 215V213L78 212ZM77 214V215H78ZM38 215H42L41 213L39 214L38 213ZM42 216L43 218H46L45 216ZM82 215V214H81ZM220 215V214H219ZM52 216H54V214L52 215ZM51 216V217H52ZM58 216H59V214H58ZM65 216V217H64ZM64 216H62V217H64V220H65V218H66V215H64ZM134 216L136 217V214L134 213ZM55 217H57V216H55ZM76 217V216H75ZM224 217V216H223ZM38 218H40V216L38 217ZM42 218V219H43ZM60 218V217H59ZM58 218V219H59ZM72 217H70V219H71ZM132 218H133V216H132ZM48 219H51L50 217L48 218ZM48 219H46V220H48ZM54 219V218H53ZM72 219H74V218H72ZM39 220H41V219H39ZM61 220V219H60ZM67 220V219H66ZM79 220V219H78ZM130 221H131V218L129 219ZM129 220H127L128 222H129ZM43 222H42V225H43V223H44V220H42ZM49 221V220H48ZM61 221H63V219L61 220ZM126 221V220H125ZM41 222V221H40ZM52 222V221H51ZM55 222V221H54ZM56 222L58 223L59 221H57L56 220ZM66 222V221H65ZM48 223V222H47ZM56 223V224H57ZM64 223V222H63ZM69 222H67V224H68ZM241 223H243V226H244V230L243 231H240L239 230V228H240V225H241ZM53 224V223H52ZM60 224V223H59ZM32 225V224H31ZM41 225V224H40ZM45 225V224H44ZM54 225H55V223H54ZM53 225V226H54ZM61 225V224H60ZM59 225V226H60ZM66 224H64V226H65ZM70 225V224H69ZM47 226V225H46ZM51 226V225H50ZM49 226V227H50ZM58 226V227H59ZM210 226V225H209ZM38 227H39V224H38ZM57 227V228H58ZM203 227V229H204V235H201V228ZM43 228H44V226H43ZM63 228V227H62ZM68 230H69V228L68 227H66ZM50 229V228H49ZM52 229V228H51ZM53 229H56L55 227H53ZM93 229V228H92ZM91 229V230H92ZM41 230H44V229H42L41 228ZM58 230V229H57ZM64 230H65V228H64ZM63 229L60 231H58V233L59 232H61V233H64L65 231H64ZM94 230V229H93ZM99 230V229H98ZM134 232H132V234H130L131 236H130V239L129 240H131V238H133L134 236H136V234H137V231H136V229H135V227H134ZM132 230V231H133ZM212 230V229H211ZM54 231V230H53ZM249 231H252L255 235H256V237H257V240H256V244H255V247H256V254H255V256H253L252 255V242H251V238L247 235V233L249 232ZM91 232V231H90ZM93 232V231H92ZM91 232V233H92ZM44 233H46L45 231H44ZM48 233V232H47ZM46 233V234H47ZM50 233V232H49ZM66 233V232H65ZM67 233H68V235H69V232L67 231ZM66 233V234H67ZM90 233V234H91ZM93 233H95L96 234V232H93ZM92 233V234H93ZM66 234H65V236H66ZM53 238H55V236H56V234L55 235H51ZM50 236V237H51ZM95 235H93V237H94ZM98 235L96 234V236H95V238L97 237ZM43 237H44V235H43ZM47 237V236H46ZM45 237V238H46ZM51 237V238H52ZM91 237H92V235H91ZM92 237V238H93ZM47 238H49V234H48V237ZM59 238H61V237H59ZM59 238H57L56 240H57V242H54V243H58V239ZM63 238H64V236H63ZM62 238V239H63ZM66 238V237H65ZM94 238V239H95ZM43 238H41V240H42ZM97 239V238H96ZM95 239V240H96ZM99 239V238H98ZM55 240V241H56ZM51 241V240H50ZM199 241H206L207 243H206V245H204V244H201V243H199ZM226 241V240H225ZM43 242V241H42ZM60 242V241H59ZM39 243V242H38ZM233 243H235L236 244V248H234V249H232L231 250V245L233 244ZM246 246L245 248H247V250H248V252H246L245 254H243V252H240V250H241V248L243 247V246ZM40 247V246H39ZM40 249V248H39ZM46 249V248H45ZM173 249V248H172ZM244 250V249H243ZM246 251V250H245ZM41 254V253H40ZM103 255V254H102ZM102 255H100V256H102ZM246 256H250V257H252V260L251 261H247L246 259H244ZM41 258V257H40ZM42 258H43V256H42ZM120 258V256H118V259Z\"/></svg>", "mask_w": 264, "mask_h": 264}]
</instances>
